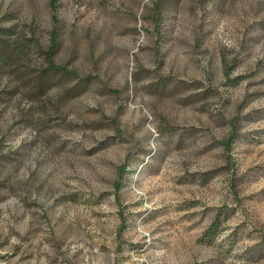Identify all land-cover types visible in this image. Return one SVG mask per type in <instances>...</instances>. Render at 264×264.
I'll return each instance as SVG.
<instances>
[{"label": "rangeland", "instance_id": "obj_1", "mask_svg": "<svg viewBox=\"0 0 264 264\" xmlns=\"http://www.w3.org/2000/svg\"><path fill=\"white\" fill-rule=\"evenodd\" d=\"M0 264H264V0H0Z\"/></svg>", "mask_w": 264, "mask_h": 264}, {"label": "trees", "instance_id": "obj_2", "mask_svg": "<svg viewBox=\"0 0 264 264\" xmlns=\"http://www.w3.org/2000/svg\"><path fill=\"white\" fill-rule=\"evenodd\" d=\"M55 41V38H54ZM54 44L52 45V47L50 48V50L46 53V63H47V67L44 70L43 74L40 76V80L39 83L40 85L42 83L45 84V82L50 81V79L55 78V77H61V78H70V77H74V75L77 76V72L74 70H69L66 67L62 66V65H58L54 62L53 58H54ZM86 81L88 80H83V82L86 83ZM47 84V83H46ZM83 84V83H82ZM237 135L236 132L234 130V132L230 135V137L225 140V142L223 143L225 146L229 147L232 142L237 139ZM126 171V166H123L121 168H119V173L118 175H122L123 172ZM219 223V220L217 218V220L214 222L213 225L217 226V224ZM208 233L211 234V230L208 231ZM208 234V236L210 235ZM212 234L209 236L211 237Z\"/></svg>", "mask_w": 264, "mask_h": 264}]
</instances>
